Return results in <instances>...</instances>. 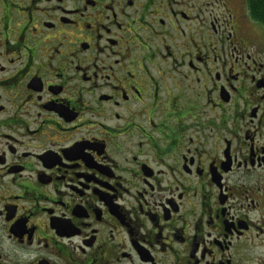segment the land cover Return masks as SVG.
I'll return each mask as SVG.
<instances>
[{
  "label": "flooded vegetation",
  "instance_id": "flooded-vegetation-1",
  "mask_svg": "<svg viewBox=\"0 0 264 264\" xmlns=\"http://www.w3.org/2000/svg\"><path fill=\"white\" fill-rule=\"evenodd\" d=\"M244 4L0 0V264H264Z\"/></svg>",
  "mask_w": 264,
  "mask_h": 264
},
{
  "label": "trees",
  "instance_id": "trees-1",
  "mask_svg": "<svg viewBox=\"0 0 264 264\" xmlns=\"http://www.w3.org/2000/svg\"><path fill=\"white\" fill-rule=\"evenodd\" d=\"M249 14L264 27V0H246Z\"/></svg>",
  "mask_w": 264,
  "mask_h": 264
},
{
  "label": "rangeland",
  "instance_id": "rangeland-1",
  "mask_svg": "<svg viewBox=\"0 0 264 264\" xmlns=\"http://www.w3.org/2000/svg\"><path fill=\"white\" fill-rule=\"evenodd\" d=\"M243 1V0H242ZM245 12V16L248 20V31L251 34H254V40L256 41L257 39V44L261 47H263V45L261 44V42L264 40L261 36L262 33H264V27L260 24H256L253 21H250V17L248 16V11L246 10L245 4H244V9H242ZM258 25V26H257ZM263 27V28H262ZM264 37V36H263ZM259 50H262L263 48H257ZM250 52H254V51H250Z\"/></svg>",
  "mask_w": 264,
  "mask_h": 264
}]
</instances>
